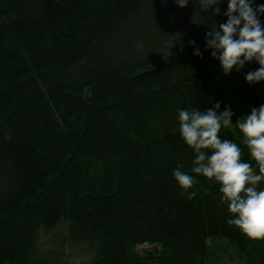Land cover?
<instances>
[{"label":"trees","instance_id":"1","mask_svg":"<svg viewBox=\"0 0 264 264\" xmlns=\"http://www.w3.org/2000/svg\"><path fill=\"white\" fill-rule=\"evenodd\" d=\"M224 3L0 0V264H206L221 238L264 264V239L227 223L220 184L191 171L179 131L181 109L230 106L218 135L259 174L235 123L245 101L264 105V81L249 70L229 100L233 78L205 43ZM178 166L198 181L191 200Z\"/></svg>","mask_w":264,"mask_h":264},{"label":"clouds","instance_id":"2","mask_svg":"<svg viewBox=\"0 0 264 264\" xmlns=\"http://www.w3.org/2000/svg\"><path fill=\"white\" fill-rule=\"evenodd\" d=\"M189 0H175L181 8ZM203 12L209 9L218 14L219 7L213 8L217 0H197ZM254 0H229L227 22L218 28L210 29L205 35L207 49H211L213 58L218 59L225 75L234 68L240 71L247 62L256 61L259 69L249 71L245 80L249 84L264 81V26L258 17L264 13V5L253 8ZM195 44V41H190ZM174 43L169 42L166 51L172 55ZM219 52V55L217 54ZM194 55L202 58L199 48ZM89 96L88 89L84 90ZM220 102L214 108L205 111L197 109L179 110V131L184 142L194 150L191 171L208 180L220 184L222 202H227L228 211L234 218L227 223L234 225L252 239H264V189L259 185L264 182V105L252 108L249 115L238 118L235 123L243 134V143L247 146L251 158L258 165L242 161V150L237 143L221 139L218 135L222 128L230 127L232 116L230 106L219 112ZM173 176L179 187L187 193V199L197 196L190 191L198 181L178 166Z\"/></svg>","mask_w":264,"mask_h":264},{"label":"rangeland","instance_id":"3","mask_svg":"<svg viewBox=\"0 0 264 264\" xmlns=\"http://www.w3.org/2000/svg\"><path fill=\"white\" fill-rule=\"evenodd\" d=\"M249 70L255 71L252 68L244 66L240 71H236L234 68L229 75V78L231 79L230 83L223 88V94L229 99L232 100L235 96V81L237 83H240L241 88L245 89L246 83L244 81V74L248 72ZM234 75H236L234 77ZM236 78V79H235ZM240 100H243V97L238 96ZM246 102V101H245ZM243 103L241 105L243 113L245 116L249 115L251 112V109L254 108L253 105L249 103ZM211 251L212 255L210 259L206 262V264H244V260L242 258L235 257V250L232 246V244L225 238L211 240ZM69 247V245H68ZM152 246L149 244H142L139 245V249H149ZM69 250L71 251V248L69 247ZM77 255L79 259L82 257H87L85 254V251L76 250Z\"/></svg>","mask_w":264,"mask_h":264},{"label":"water","instance_id":"4","mask_svg":"<svg viewBox=\"0 0 264 264\" xmlns=\"http://www.w3.org/2000/svg\"><path fill=\"white\" fill-rule=\"evenodd\" d=\"M228 3H229V0H225L224 7H223V14H222V18H221L220 24L225 23V19H226L225 13L227 12ZM247 64H250V65H252V66H254V67L258 68V69L260 67L259 63L256 62V61L247 62Z\"/></svg>","mask_w":264,"mask_h":264}]
</instances>
